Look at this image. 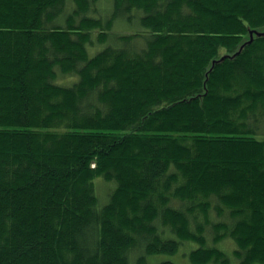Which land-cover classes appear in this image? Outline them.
Wrapping results in <instances>:
<instances>
[{"label": "trees", "instance_id": "16d2710c", "mask_svg": "<svg viewBox=\"0 0 264 264\" xmlns=\"http://www.w3.org/2000/svg\"><path fill=\"white\" fill-rule=\"evenodd\" d=\"M253 29L264 0H0V264H264Z\"/></svg>", "mask_w": 264, "mask_h": 264}, {"label": "rangeland", "instance_id": "374dc122", "mask_svg": "<svg viewBox=\"0 0 264 264\" xmlns=\"http://www.w3.org/2000/svg\"><path fill=\"white\" fill-rule=\"evenodd\" d=\"M124 26L127 27V24L125 23ZM259 34H264V29H262V30H258V29H253V30H251V31L249 32V34L246 35L245 40L240 44L239 48L242 49V48L247 44V42H249L254 36H257V35H259ZM214 61H215V60H214ZM214 61H213V63H214ZM68 79H70V78H68ZM64 80H65V79H64ZM93 166H94V164H93ZM103 181H104L103 179L98 180V189L100 190L101 193H104V192L106 191V188L103 187V185L105 184ZM105 185H106V184H105ZM105 187H106V186H105ZM103 196H104V195H103ZM187 245H188V244H187ZM187 245H184V246L182 247V250H183L184 254L187 253V252L189 251V247H190V246H187ZM185 257H186V255H184V256H182V255H177V256L175 257V260H177V261L179 262V264H184V260H187Z\"/></svg>", "mask_w": 264, "mask_h": 264}]
</instances>
